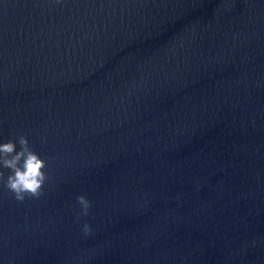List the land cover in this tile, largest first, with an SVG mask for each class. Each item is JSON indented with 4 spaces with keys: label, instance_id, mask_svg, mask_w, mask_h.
Instances as JSON below:
<instances>
[{
    "label": "clouds",
    "instance_id": "obj_1",
    "mask_svg": "<svg viewBox=\"0 0 264 264\" xmlns=\"http://www.w3.org/2000/svg\"><path fill=\"white\" fill-rule=\"evenodd\" d=\"M47 166V161L30 147L28 139L23 135L15 141L0 143V183L17 202L22 203L26 198L39 199L43 195L48 180L45 171ZM3 169L9 170L7 176ZM76 200L80 208L78 217L87 216L91 202L85 195L78 196ZM82 232L85 236L90 235L91 226L84 223Z\"/></svg>",
    "mask_w": 264,
    "mask_h": 264
}]
</instances>
